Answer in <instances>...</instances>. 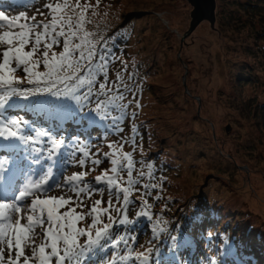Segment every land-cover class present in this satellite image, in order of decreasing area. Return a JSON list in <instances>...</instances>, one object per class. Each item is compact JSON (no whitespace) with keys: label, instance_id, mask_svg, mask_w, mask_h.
Returning <instances> with one entry per match:
<instances>
[{"label":"rangeland","instance_id":"obj_1","mask_svg":"<svg viewBox=\"0 0 264 264\" xmlns=\"http://www.w3.org/2000/svg\"><path fill=\"white\" fill-rule=\"evenodd\" d=\"M216 1L214 28L203 21L190 32L194 8L186 0H100L99 6H96L97 0H88L96 12V15L92 14V10L88 12L87 17L91 21L88 25L105 36L116 28H126L124 44L127 60L124 65L132 69L133 65L142 66L144 73L149 75L150 94L143 101L148 104L144 111L154 145L163 150L176 166V169L166 166L168 182L161 183L159 177L146 181L145 176L137 185L139 191L133 194L140 197L146 191L143 184H156L157 187L151 189V195L146 198L153 205L151 212L154 217L162 216L167 225L171 222L169 216L183 209H198L202 203L215 208L223 207L239 231L253 225L251 229L256 234L255 240L262 238L257 244L264 247V0ZM42 3L43 0L24 11L31 16L36 8L42 7ZM5 13L9 16L19 14L17 11ZM37 19L41 17L38 15ZM118 72L111 73L109 70L110 80H115ZM123 77L126 84L128 78ZM128 87L130 91L126 95L139 100L135 88ZM34 97L26 100L14 97L10 101L14 106L5 109L4 117L22 120L24 134L43 143L30 141L27 145L17 144L15 139L0 137V152L10 154L15 151V162L16 158L25 157L21 152L23 146L31 151L41 148L47 152L50 147L48 137H37V131H47L54 138H62L66 147L56 155L64 167L58 176L62 181L63 176L72 174L71 170H83L69 162L67 153L72 149L68 146L77 143L86 145L88 137L77 134L67 137L65 133L70 126L72 131L80 127L72 124L70 112L64 107L57 109L50 129L46 120L40 125L34 124L32 118L28 120L26 109L38 114L37 107L30 104ZM47 106L48 101L43 100L42 107ZM16 109L17 113H14ZM57 118L69 121L70 126L66 124L61 131L53 132V126L58 128L63 124L60 120L56 122ZM100 123L105 129V123ZM109 131V134H118L114 129ZM136 143H139V137ZM97 144V153L94 148L90 151L104 163L106 158L103 153L110 149L105 150L106 144ZM7 145L17 147H4ZM141 146L142 151L147 149L143 143ZM80 155L76 153L77 159ZM88 167L93 165L89 162L84 171ZM135 167L137 171L146 172V167L141 168L140 162ZM157 168L162 171L159 166ZM124 175L126 177V173ZM94 177L89 174L87 181L94 183ZM50 194H61V190ZM156 196L160 199L157 200ZM204 197L206 202L202 201ZM100 198L99 195L92 197L93 200ZM103 199L107 201V191ZM85 202L91 204L90 200ZM134 206L136 203H133ZM136 212L131 210L129 218H135ZM140 228L138 234L143 233V236L138 238L135 231L138 241L151 240L152 246L158 250L156 255L164 254L162 246L156 247L160 242L152 238V231L147 233L146 229ZM202 228L203 225L197 230ZM116 230L120 233L124 229L120 227ZM163 236L167 238L166 232L161 233L159 238ZM137 250L141 251V248L138 246ZM194 250H200V246ZM85 264L91 262L86 260ZM152 264L179 263L174 254H169L166 261L155 259Z\"/></svg>","mask_w":264,"mask_h":264},{"label":"snow or ice","instance_id":"obj_2","mask_svg":"<svg viewBox=\"0 0 264 264\" xmlns=\"http://www.w3.org/2000/svg\"><path fill=\"white\" fill-rule=\"evenodd\" d=\"M99 3L97 0L96 6ZM90 10L96 15L88 0H43L42 7L31 16L26 11L9 16L0 10V137L26 145L30 141L43 143L24 134L22 120L4 117L5 109L14 106L10 104L14 97L26 100L43 94L73 100L81 110L95 97L91 111L101 120H111L116 132L123 130L120 125L131 103L124 101L130 89L120 72L115 80L109 79V68L116 57L88 30ZM25 84L30 87H22ZM131 132L126 142L135 150V125ZM36 136L48 137L50 147L46 156L39 155L41 148L33 149L37 155L32 163L41 167L38 172L30 169L21 186L15 184V170L5 180L7 161H0V181H5L0 185V264H85L86 260L91 264H150L153 252L158 250L151 240L147 246L139 245L143 251L137 250L134 225L141 217L147 218L152 222L153 239L167 231V221L162 216L154 217L153 205L146 198L157 185L143 184L146 191L137 197L139 211L135 218H129L128 212L140 179L153 178L154 165L140 161L147 172L137 171L132 152H124L119 142L109 143L110 151L103 155L111 167L96 175L93 183L86 177L103 160L88 145L77 143L68 146L72 149L67 153L69 162L80 168L90 162L93 167L65 175L61 181L54 176L52 164L56 163L54 156L66 147L65 140L47 131H37ZM77 152L81 154L78 159ZM45 159L52 161L46 169L42 164ZM57 190L61 194H50ZM106 191L107 201L103 199ZM94 195L101 198L93 200ZM120 227L124 230L118 233ZM171 240L175 242L176 237L171 236ZM210 264L217 261L212 259Z\"/></svg>","mask_w":264,"mask_h":264},{"label":"trees","instance_id":"obj_3","mask_svg":"<svg viewBox=\"0 0 264 264\" xmlns=\"http://www.w3.org/2000/svg\"><path fill=\"white\" fill-rule=\"evenodd\" d=\"M90 27V25H87L88 30L97 35L95 38L100 41V44L106 45L107 50L116 57L109 68L111 73L119 71L123 76H126L128 78L126 84L128 86L130 85L131 88H135L139 98V100H137L136 97H129L126 95L124 103H128V101H131V103L128 105L127 116L120 126H125L130 129L133 125H135L138 131L136 139L139 137V142H142L147 148L145 151H142V148H135V159H143L144 156H149L148 160L151 158L152 163L157 162L158 166L164 173H167L166 166L176 169L173 160L170 159L163 150L154 145V138L150 131L149 120L146 118L144 110L148 104L147 102L144 103L143 98H145L147 94H150V89L148 87L149 75H146L144 73V68L139 65H133V69L128 65L125 68L124 62H126L127 59L125 54L126 45L124 44V30L126 28H124V30L116 28L105 36L100 32V30H95ZM132 61L135 63L134 60ZM121 91H123V88H121ZM45 95L50 99L56 98L60 105L67 107L69 112L73 113L74 121L77 123L82 124L85 122L86 114L92 115L94 119L100 118L95 112L91 111V109L95 107V97L92 98V103L88 104L81 110V107L73 100L65 97H55L49 94ZM137 101L139 102V107L136 106ZM262 109L264 110V107H262ZM132 113H135V116H133ZM106 122L110 124L111 120H106ZM160 181L161 183L168 182V176L161 177ZM206 200L207 199L204 197L202 201L206 202ZM227 215L228 214H226L223 207L215 208L213 206L206 205L205 203H202L201 207L198 209H183L172 213L169 216L171 218V222L166 225V236L169 241H166L167 244L164 246L166 255L169 251H174L178 254L183 249L181 243H178L175 247H170L169 243H174L171 240V236H178L179 239L183 238L181 242H188V244H191L192 242L184 237V235H187V237L197 239V241L199 240L204 246L206 244L208 245L206 246V252L209 260L212 258L215 260H221L223 257L232 255L234 260L243 259V261L247 264H259L260 260L258 258L247 260L250 255L243 251L238 252V250L248 246L249 248L254 249L256 253L264 256V247H262L261 244H257L262 241V238L257 239V241L255 240L256 234L251 229L253 225H248L242 228V231H239V227L234 226L235 221L228 218L229 216ZM191 220L194 221L190 222ZM147 224H149V228L151 229L152 222L147 220ZM201 225H203V228L201 230H197ZM160 245L162 246V244ZM178 256L181 255L179 254Z\"/></svg>","mask_w":264,"mask_h":264},{"label":"bare ground","instance_id":"obj_4","mask_svg":"<svg viewBox=\"0 0 264 264\" xmlns=\"http://www.w3.org/2000/svg\"><path fill=\"white\" fill-rule=\"evenodd\" d=\"M41 0H31V3L29 4V0H18V2L16 0H0V10L8 12V11H24L27 10L28 8H31L33 6H35L37 3H40ZM28 5V6H26ZM41 155L46 156L47 153L43 152ZM13 154H8L7 152H0V160L2 161H7L6 165L11 163L12 161H14L13 159ZM36 157V155H34L33 153H29V158L32 161L34 158ZM55 164H52V166H54ZM14 170H12L9 174L8 177L11 173H13ZM30 172V168L29 165L25 164V168H23L22 170H19L16 173V178H15V184L17 186H21V182L24 180V178H26L29 175ZM20 173H23V175ZM54 176H56V173H54ZM8 177H5V180H7ZM19 177V178H18ZM21 178V179H20ZM5 181H0V185H2Z\"/></svg>","mask_w":264,"mask_h":264},{"label":"water","instance_id":"obj_5","mask_svg":"<svg viewBox=\"0 0 264 264\" xmlns=\"http://www.w3.org/2000/svg\"><path fill=\"white\" fill-rule=\"evenodd\" d=\"M190 2L194 10L192 12L191 30L194 31L203 21H207L214 28L216 23V0H186Z\"/></svg>","mask_w":264,"mask_h":264}]
</instances>
